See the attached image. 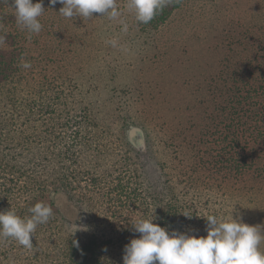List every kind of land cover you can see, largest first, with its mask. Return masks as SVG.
Returning a JSON list of instances; mask_svg holds the SVG:
<instances>
[{"label":"trees","instance_id":"16d2710c","mask_svg":"<svg viewBox=\"0 0 264 264\" xmlns=\"http://www.w3.org/2000/svg\"><path fill=\"white\" fill-rule=\"evenodd\" d=\"M126 5L118 0L125 33L119 19L98 13L68 19L59 13L63 5L44 0L42 31L30 34L17 25L13 0H0V211L12 207L23 217L37 202L53 208L32 249L0 239V264H123L125 245L140 235L132 222L154 215L169 232L206 236L201 216H230L228 199L220 198L226 190L234 205L255 199L253 212L242 217L264 228V0H173L148 24ZM174 29L179 41L167 40ZM113 38L117 47L107 43ZM158 42L165 48L161 58L177 50L172 59L181 71L174 72L173 87L151 92L141 60L157 58ZM22 59L31 68H22ZM156 100L166 107L151 116ZM113 117L126 119L117 136L107 127ZM133 127L140 145L133 143ZM144 136L162 193L144 188L145 166L138 165L141 173L122 171L136 145L147 153ZM109 149L123 150L115 176L106 168ZM107 181L112 193L105 196ZM236 184L250 191L248 201L246 195L236 200ZM60 197L96 208L109 198L100 232H63L72 220ZM118 227L124 232H105Z\"/></svg>","mask_w":264,"mask_h":264},{"label":"clouds","instance_id":"9594fccd","mask_svg":"<svg viewBox=\"0 0 264 264\" xmlns=\"http://www.w3.org/2000/svg\"><path fill=\"white\" fill-rule=\"evenodd\" d=\"M51 6L63 5L61 16L71 19L82 17L88 20L94 13L118 20L121 31H128V24L120 19L122 13L118 0H48ZM173 0H127L126 7L134 11L139 23L148 24ZM16 22L30 34H39L43 25L40 17L45 12L44 0H13ZM4 37H0L2 43ZM112 47L118 46L117 39L107 41ZM24 69L31 68V62L23 61ZM28 211L31 216H21L10 208L0 211V239H14L26 249H32L33 237L38 225L46 224L53 216V208L37 202ZM186 217H192L183 212ZM207 235L195 232L172 230L154 223L156 217L139 219L131 223L138 237L125 245L123 264H264V228L243 222L241 217L234 218L233 211L226 218L206 215ZM73 244L79 247V241ZM107 251V249H104Z\"/></svg>","mask_w":264,"mask_h":264},{"label":"rangeland","instance_id":"374dc122","mask_svg":"<svg viewBox=\"0 0 264 264\" xmlns=\"http://www.w3.org/2000/svg\"><path fill=\"white\" fill-rule=\"evenodd\" d=\"M101 23V22H100ZM190 28V26H188ZM98 28V27H97ZM97 28L95 30H97ZM185 30V29H184ZM186 32V30H185ZM97 33V31H94L92 33V36H94ZM189 32H187L188 34ZM162 39H165L164 37H162ZM89 42H92L93 44H98V39H94L92 40L91 37H89ZM167 40L169 41H179L178 39V32L176 29L172 30L170 33H167ZM169 43V42H168ZM176 46H178L177 43H174ZM91 45V44H89ZM99 46V44H98ZM158 47L157 51L154 55V53L152 52L153 57L157 56V58L153 59V60H149V62L146 63V60H141L143 63V71H148V73L145 75V80L148 82L147 87L148 90L152 92L153 89H156L157 91L164 90L165 86L168 84H170L171 87H173V82L176 78L177 75H174V72H180L181 69H178V66H175V62H174V57H178L177 55L175 56V54L177 53V50H175V54L174 56L169 59L167 58H161V54L163 51H165L164 45L160 42L157 43L156 45ZM70 49L67 50V52H71L72 51V47H69ZM72 53V52H71ZM70 57V60L73 58L72 54H67L66 58ZM148 60V59H147ZM168 63H170L173 67L174 70L173 72H169V68H168ZM75 70V69H74ZM73 72H77V71H73ZM72 75H74V73H72ZM169 81V83H168ZM91 104V103H89ZM139 106V103H137V107ZM107 107V106H105ZM157 107L160 110H163V108L166 107V105L164 104H159L156 100V102L152 103L150 105V113L151 116L153 114V110L154 108ZM106 111V108H105ZM112 118V117H110ZM116 120V121H115ZM126 119L123 117L122 119L117 120L115 117H113L112 119V124L107 125V127H109L110 129L112 128L113 130L111 131V133L113 134L114 132V136H117L118 134H120V128H121V123L125 122ZM149 122L150 120L147 121V124L149 126ZM134 126V125H133ZM130 134H134L136 132V129L133 127V129H129ZM192 134H194V132H192ZM195 135V134H194ZM107 137H110L109 134H105L104 138L106 139ZM134 142L137 145H140L138 141H140L141 138L138 137V135L135 133L134 136ZM113 141L114 138L116 137H110ZM108 139V140H111ZM142 140V139H141ZM148 138L144 136V140H143V149L144 152H147L146 154H142L140 153L141 149L139 146L136 145L135 150H132L129 153V156L131 158V160H128V166H124V168L122 169L123 172H125L127 169L129 171V167H131L132 171L135 172V168H138V165L140 166H145L143 167V178L144 180L143 185L144 188H148L152 193H162L163 192V188H162V184L160 181V171L158 169V167L155 165L156 163H154V161L149 158L150 157V150L149 149V144H148ZM118 149L117 150H113V149H109L107 150L105 155H108V159L106 160V168L108 169H112L114 170L113 176H115L116 174H118V170H119V166L117 167L118 160L119 157L121 158V155L123 154V150H121V154L118 153ZM118 154H120V156H117ZM104 155V156H105ZM117 167V169H116ZM125 167H127V169L125 170ZM116 169V170H115ZM104 170V169H102ZM111 170V171H112ZM142 169L140 170L138 168V172L141 173ZM115 172V173H114ZM112 176V178H113ZM110 181H107L104 184V189L103 192L105 193V196L109 195L112 192H108L109 190L111 191V184ZM233 184V182L231 183ZM240 185V184H239ZM131 187L135 186V184L133 182H131ZM111 187V188H109ZM234 187H237L233 190L232 193L236 194V200H239L242 202V198L246 195L245 200L248 201L251 194L250 191L245 194L243 192V190L248 191L247 188H244L243 190L239 188L238 184H236ZM238 189V190H236ZM241 191H240V190ZM232 191V190H231ZM108 192V194H107ZM115 193V191H113ZM230 195H229V191L226 190V193L223 194L222 197H220L224 202L227 200L229 201L228 203L230 204V215L233 211L234 214V218L237 217H242V215H247L248 216V212L251 206H253L255 199L248 201L247 204L245 206L242 205H234L232 203H230V199H229ZM65 199H62L61 197L59 198V204H60V208L61 210H64L66 213V217L70 220H72V224L68 223L65 224L66 226L64 227V229L62 230L63 232H76L77 234H79L80 236L83 237H87L91 232L96 231V232H100V228L103 226L102 221L105 219L106 215L109 212V205H110V199L107 198L106 201L104 200L103 203L100 205L97 204V207L94 206H90L89 203H82L79 204L80 206H71L69 205ZM88 202V201H86ZM252 211V209H250ZM225 211V206H223V210L222 212ZM108 212V213H107ZM253 212V211H252ZM255 213V212H254ZM245 220L243 219V222ZM122 224V223H121ZM123 224L126 226L125 228H129V226L127 225L128 223H124ZM125 230V229H124ZM124 230L122 231V229L120 227H118L117 229H114V231H111V229L106 230L105 232H124ZM132 230V229H129ZM134 231V230H133ZM118 251H120V249H118ZM115 257V255L113 253L110 254V258Z\"/></svg>","mask_w":264,"mask_h":264}]
</instances>
